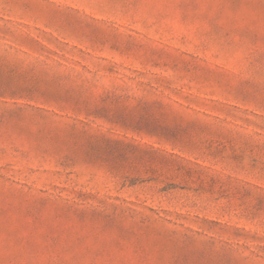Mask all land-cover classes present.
Masks as SVG:
<instances>
[{
    "label": "rangeland",
    "instance_id": "1",
    "mask_svg": "<svg viewBox=\"0 0 264 264\" xmlns=\"http://www.w3.org/2000/svg\"><path fill=\"white\" fill-rule=\"evenodd\" d=\"M0 264H264V0H0Z\"/></svg>",
    "mask_w": 264,
    "mask_h": 264
}]
</instances>
